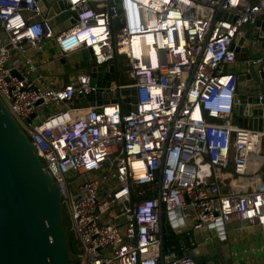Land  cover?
Wrapping results in <instances>:
<instances>
[{
	"label": "built area",
	"instance_id": "built-area-1",
	"mask_svg": "<svg viewBox=\"0 0 264 264\" xmlns=\"http://www.w3.org/2000/svg\"><path fill=\"white\" fill-rule=\"evenodd\" d=\"M41 1L0 0V97L54 176L79 264H196L191 233L173 236L180 218L264 233V185L247 177L264 132L204 110L237 96L229 67L252 60L236 40L264 21V0H64L59 12ZM118 58L127 83L98 85L94 70ZM60 59L71 72L43 73ZM253 63L264 84V58ZM133 89L135 102L122 94ZM80 95L104 98L83 106Z\"/></svg>",
	"mask_w": 264,
	"mask_h": 264
},
{
	"label": "water",
	"instance_id": "water-1",
	"mask_svg": "<svg viewBox=\"0 0 264 264\" xmlns=\"http://www.w3.org/2000/svg\"><path fill=\"white\" fill-rule=\"evenodd\" d=\"M41 2L47 10L50 2ZM65 8L64 0H58L55 8L57 12ZM54 13L50 10L49 17ZM71 16L70 12H65L51 24ZM243 32L244 36L236 40V52L248 53L252 61L249 64L242 63L245 70L239 72L237 105L234 107L236 124L240 128L264 132L263 74L259 66L253 63L259 57L264 58V21L259 19L254 24L244 25ZM261 32L262 38L258 42L256 38ZM258 48L260 51L255 53ZM83 59L81 66L88 67L87 51L83 52ZM127 63V59L118 58L110 66L94 70L93 77L99 79L98 85L103 84L102 80L109 85L110 81L127 79L130 69ZM42 70L46 75H58L69 73L72 68L65 59H60ZM121 82L127 83L125 80ZM122 94H131L134 96L132 101H136L135 89L125 90ZM79 97L83 106L93 105L96 100L100 104L104 98L102 95ZM133 110H137L136 107ZM176 215L179 217L180 212ZM169 218L174 219L175 215L170 214ZM178 225L184 226V229L174 230L173 236L191 233L196 247L187 255L196 264H255L234 258L238 238L247 235L234 231L243 225L247 226L246 222H218L201 229H192V223H185L181 218L177 223H171L173 228ZM256 231H259L258 227ZM183 241L186 244L185 236ZM79 263V253L73 249L66 210L54 176L45 167L35 145L0 97V264Z\"/></svg>",
	"mask_w": 264,
	"mask_h": 264
},
{
	"label": "crops",
	"instance_id": "crops-1",
	"mask_svg": "<svg viewBox=\"0 0 264 264\" xmlns=\"http://www.w3.org/2000/svg\"><path fill=\"white\" fill-rule=\"evenodd\" d=\"M253 181L264 185V141L261 151L253 154L249 163L248 176ZM229 178L226 181H220L223 190H228ZM250 183V181H248ZM236 234H247L238 238L237 248L234 251V258L238 261H251L255 264H264V233L256 231V227L242 226L234 231Z\"/></svg>",
	"mask_w": 264,
	"mask_h": 264
},
{
	"label": "clouds",
	"instance_id": "clouds-1",
	"mask_svg": "<svg viewBox=\"0 0 264 264\" xmlns=\"http://www.w3.org/2000/svg\"><path fill=\"white\" fill-rule=\"evenodd\" d=\"M87 30H81L79 33L80 35L84 34ZM237 97V96H236ZM236 97L233 98H226L224 96L220 97L218 100V104L214 105V107L205 105L204 110L209 111L211 109L218 110L222 113H228L232 110H234V107H236Z\"/></svg>",
	"mask_w": 264,
	"mask_h": 264
},
{
	"label": "rangeland",
	"instance_id": "rangeland-1",
	"mask_svg": "<svg viewBox=\"0 0 264 264\" xmlns=\"http://www.w3.org/2000/svg\"><path fill=\"white\" fill-rule=\"evenodd\" d=\"M103 9H105V6L104 5H101V10H103ZM243 70H245V66L242 65V64H240L239 66L232 65V66L229 67V71L230 72H234V73H239L240 71H243ZM73 243H74V246L76 245L75 247L78 250L77 252H80L81 253L82 251H81V248L78 245V243H76V241H74V240H73Z\"/></svg>",
	"mask_w": 264,
	"mask_h": 264
},
{
	"label": "trees",
	"instance_id": "trees-1",
	"mask_svg": "<svg viewBox=\"0 0 264 264\" xmlns=\"http://www.w3.org/2000/svg\"><path fill=\"white\" fill-rule=\"evenodd\" d=\"M166 239H167L169 242L173 241L174 243L179 244V242L175 239V237L173 238V237L169 236V237H166ZM72 245H73V249H74L75 251H78L77 248L75 247L76 245L74 246L73 241H72Z\"/></svg>",
	"mask_w": 264,
	"mask_h": 264
},
{
	"label": "bare ground",
	"instance_id": "bare-ground-1",
	"mask_svg": "<svg viewBox=\"0 0 264 264\" xmlns=\"http://www.w3.org/2000/svg\"><path fill=\"white\" fill-rule=\"evenodd\" d=\"M135 41H136V40H135ZM136 53H137V54H139V51H138V49L136 50Z\"/></svg>",
	"mask_w": 264,
	"mask_h": 264
}]
</instances>
